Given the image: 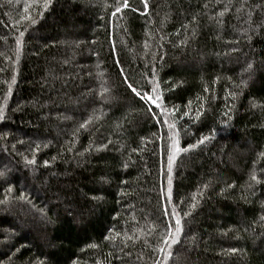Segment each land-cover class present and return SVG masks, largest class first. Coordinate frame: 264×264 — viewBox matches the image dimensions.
<instances>
[{
  "label": "trees",
  "instance_id": "trees-1",
  "mask_svg": "<svg viewBox=\"0 0 264 264\" xmlns=\"http://www.w3.org/2000/svg\"><path fill=\"white\" fill-rule=\"evenodd\" d=\"M128 2L0 0V264H264V0Z\"/></svg>",
  "mask_w": 264,
  "mask_h": 264
},
{
  "label": "snow or ice",
  "instance_id": "snow-or-ice-1",
  "mask_svg": "<svg viewBox=\"0 0 264 264\" xmlns=\"http://www.w3.org/2000/svg\"><path fill=\"white\" fill-rule=\"evenodd\" d=\"M9 3H11V0H8ZM51 2V0H43V5L44 7H47L48 4ZM28 3L24 4V8L25 10L28 9ZM129 7V2L128 0H123V2L121 3V0H116V4L114 5L115 11L112 13L113 16H115L117 13L121 12L122 8H128ZM144 7L145 9H147L148 5L147 2L145 0L144 3ZM135 11V9H133ZM223 13H221L222 15ZM30 16L27 15H22L21 19H30ZM250 20V17H249ZM32 22L35 23V20L32 19ZM186 27V26H185ZM254 31V29H253ZM24 35L23 32L20 33V36L22 37ZM250 38V37H249ZM17 49H19V45L21 43L20 39L18 38L17 41ZM252 67L251 64L248 65V68L250 69ZM121 75H124L123 73V69L121 68ZM14 80V78H13ZM125 83L127 85V87L137 96L139 97L141 100H144L146 103H154L156 104L157 107H160V104L158 103L159 101V95H152L151 93L145 91V92H141L133 83H130L128 81L127 78H125ZM158 87V85L154 84L153 85V92H155L156 88ZM11 90V85H9V91ZM205 91H207V89H205ZM233 97H235V93L232 94ZM149 111H152V109H149ZM200 112L198 111L196 116L197 119L199 118ZM0 118H3V106L0 105ZM87 123V122H86ZM165 123H168L167 121H165ZM85 125L81 124L80 127L83 128ZM227 125H225L226 127ZM168 127L174 128L175 125L172 123H168ZM214 134V131H213ZM173 139V143L172 145H170V148L173 149L174 151H169L168 153V170H167V177H168V195L167 197H164V199L168 202L171 201V186H172V164H173V160L175 158V154H178L180 152H187L189 150L190 147H195V145H189L188 147H181L179 145V141ZM209 137L208 136H204L199 143H203L204 141L208 140ZM261 155H264V153H262ZM35 161L34 160H28L27 163L28 164H33ZM47 163V162H45ZM0 175H3V173H0ZM250 179L254 182H256L257 184L261 183V181L257 178L256 174L253 172ZM205 187H207V185H205ZM229 187H231V185H229ZM9 192H11V189H8ZM19 199H24L23 196H20ZM193 199L195 200V197H193ZM7 201V197H5L4 200H0V204H3ZM190 208H194L195 204H191L189 206ZM190 215V212L185 211L183 212V216L186 217ZM164 216L167 217L169 220L174 221V223L172 224H165L164 225V230L163 232L159 233V243H158V250L161 253V258L157 261H153V264H168L170 257L173 256V245H176L179 243V239H180V235L183 231V225L181 223V215L179 212H177L176 208L173 207L171 212L168 211H164ZM262 220H264V217H261ZM153 228L155 230V225H153ZM120 234L117 233V236H119ZM106 239H108L106 237ZM128 239L130 240H134L133 237H128ZM138 239V238H135ZM92 247H95V245H93ZM230 251L232 252H236L237 249H230Z\"/></svg>",
  "mask_w": 264,
  "mask_h": 264
},
{
  "label": "rangeland",
  "instance_id": "rangeland-1",
  "mask_svg": "<svg viewBox=\"0 0 264 264\" xmlns=\"http://www.w3.org/2000/svg\"><path fill=\"white\" fill-rule=\"evenodd\" d=\"M197 60H199L198 58H196L195 59V61H197ZM81 102V101H80ZM62 104H64V103H62ZM68 105H69V108H70V110H71V108L73 107V109H74V107H76V104H75V102H71V103H67ZM154 104V103H153ZM156 105V104H155ZM66 121V119H62V121ZM234 155L235 156H237L236 158L237 159H239V160H241V158H243L244 157V155H243V152H241V151H239V148H237L236 150H235V152H234ZM0 165H3V168H8L9 166H6V165H4V164H2V162H0ZM8 171H9V169H8ZM12 173H13V171H12ZM11 173V174H12ZM6 178V177H5ZM40 240H42V238H40ZM7 242V241H6Z\"/></svg>",
  "mask_w": 264,
  "mask_h": 264
}]
</instances>
